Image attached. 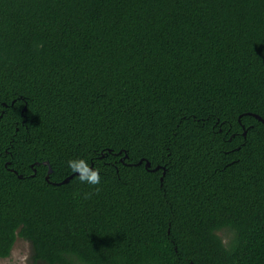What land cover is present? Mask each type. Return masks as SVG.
Returning <instances> with one entry per match:
<instances>
[{
	"label": "trees",
	"instance_id": "1",
	"mask_svg": "<svg viewBox=\"0 0 264 264\" xmlns=\"http://www.w3.org/2000/svg\"><path fill=\"white\" fill-rule=\"evenodd\" d=\"M251 115L264 0H0V259L264 264Z\"/></svg>",
	"mask_w": 264,
	"mask_h": 264
},
{
	"label": "clouds",
	"instance_id": "2",
	"mask_svg": "<svg viewBox=\"0 0 264 264\" xmlns=\"http://www.w3.org/2000/svg\"><path fill=\"white\" fill-rule=\"evenodd\" d=\"M67 167L72 173L77 174L78 180L81 184L89 186H97L101 182V175L99 169L90 166L89 161L85 158H75L66 161ZM92 193H85L84 198L87 199Z\"/></svg>",
	"mask_w": 264,
	"mask_h": 264
},
{
	"label": "rangeland",
	"instance_id": "3",
	"mask_svg": "<svg viewBox=\"0 0 264 264\" xmlns=\"http://www.w3.org/2000/svg\"><path fill=\"white\" fill-rule=\"evenodd\" d=\"M32 256L30 243L18 238L10 256L6 259H0V264H43L34 262Z\"/></svg>",
	"mask_w": 264,
	"mask_h": 264
},
{
	"label": "water",
	"instance_id": "4",
	"mask_svg": "<svg viewBox=\"0 0 264 264\" xmlns=\"http://www.w3.org/2000/svg\"><path fill=\"white\" fill-rule=\"evenodd\" d=\"M251 116H253L254 118H256L258 121H260L261 123H264V119H262L261 117H259V116H257V115H251ZM125 157H127V156H125ZM145 163V167H146V169H148V170H150V171H158V170H162L163 171V176L165 175V169L164 168H162V167H160V166H158V167H156L155 169H153V170H151L150 169V164L147 162V161H143V160H141V161H139L135 166H138V165H141L142 163ZM50 174H51V170H49L48 171V175H47V177H46V181L48 182L49 181V176H50ZM76 176H77V174H75ZM75 175H73V176H75ZM73 176H71V177H69L68 179H66L65 181H63V182H61V183H59V184H54V185H63V184H67L72 178H73ZM19 178L21 179V176H19ZM160 182L162 183L163 182V177H161L160 178Z\"/></svg>",
	"mask_w": 264,
	"mask_h": 264
}]
</instances>
